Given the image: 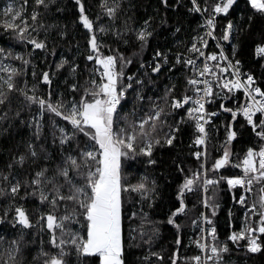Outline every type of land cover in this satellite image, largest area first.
Segmentation results:
<instances>
[{"label": "trees", "instance_id": "1", "mask_svg": "<svg viewBox=\"0 0 264 264\" xmlns=\"http://www.w3.org/2000/svg\"><path fill=\"white\" fill-rule=\"evenodd\" d=\"M5 1L0 0V9ZM21 2L24 9L14 27L0 11V45L9 66L0 73V264H101L100 255L84 249L102 153L93 152L98 143L90 128H76L64 115L96 98L99 58L113 62L121 88L156 51L169 54L172 65L142 74V83L128 90L114 117L122 151V264H197L205 210L216 224L209 240L216 255L210 264H264V234L257 253L247 250L245 239L240 247L228 239L232 229L258 220L245 212L251 198L245 206L233 204L243 187L232 195L227 178L251 180L249 195L254 192L260 206L262 168L244 169L243 161L250 149L264 145L242 113L245 91L225 85L233 74L230 66L226 61L212 66L209 108L219 114L208 127L212 183L206 196L204 165L195 157L197 119L188 106L171 107L173 97L194 93L195 69L176 65L174 57L203 47L205 29L196 5L216 21V35L229 58L239 62L236 68L264 92V0ZM215 44L212 39L211 50ZM4 73L9 85L1 83ZM145 117L141 128L139 120ZM258 120L264 131L262 115ZM226 146L231 160L219 169Z\"/></svg>", "mask_w": 264, "mask_h": 264}, {"label": "built area", "instance_id": "2", "mask_svg": "<svg viewBox=\"0 0 264 264\" xmlns=\"http://www.w3.org/2000/svg\"><path fill=\"white\" fill-rule=\"evenodd\" d=\"M201 17L203 20L202 24L205 29V40L203 42V47L196 49L191 54H181L177 53L175 55V62L181 63L187 67H193L195 69L194 75L192 77V86L194 93L186 94L182 96L173 97L172 108L176 109L181 106H189L195 111V117L197 119L198 125L197 129L199 135L194 139L195 145L198 149L195 152V157L202 159V162L206 164L207 161V132L210 123L213 120V117L219 114L218 111L210 110L209 106L212 102V91H213V63L214 62H227L230 66L232 73L226 76L225 85L228 88L239 86L242 87L247 95V101L245 102L242 112L247 120L248 125L252 130L264 140V131L260 130V124L258 122V115L262 114L264 117V93L261 92V88L257 85H254L253 77H246L241 73L236 66L239 65V62L232 63L229 58L225 55V49L218 39L215 32V23L214 19L207 17L204 13V10L197 6ZM214 39L215 49L211 50L210 41ZM258 56L262 55L261 50L256 51ZM173 59V58H172ZM171 59L170 55L163 53L161 51L154 52L149 59L139 65L134 72L130 73L127 76L125 85L119 90L111 93L109 95V103L112 107L117 108L122 102V98L125 97L128 93V90L133 89L136 84L142 83L144 77L141 74L146 70H151L152 73L157 74L162 70L166 69L170 64ZM104 69L100 71V75L103 76ZM101 150H103L101 148ZM252 154L256 159L257 165L262 168L260 177L264 180V147L259 150H253ZM249 164L244 165V169H248ZM255 169V168H250ZM203 188L206 192L207 188L212 183L211 177L208 175L206 168L203 171ZM227 182L231 188V192L234 195V188L245 187L248 179L245 176H231L228 177ZM262 193V209L261 212L257 211V208L254 204H251L247 207V211H253L254 214H260V220L252 225L248 223L243 227L242 230L236 231L232 230L228 239L235 243L238 247L241 244V241L245 239V247L253 252L257 253L261 250L262 236L264 234V182L261 188ZM247 196V188H244L240 198L237 200V203L244 205L245 199ZM203 250L202 252L195 256L194 260L198 264H209L213 259V256L216 252L214 246L209 244L214 237V232L216 231V225L213 223L211 217H209L206 212L203 217Z\"/></svg>", "mask_w": 264, "mask_h": 264}, {"label": "rangeland", "instance_id": "3", "mask_svg": "<svg viewBox=\"0 0 264 264\" xmlns=\"http://www.w3.org/2000/svg\"><path fill=\"white\" fill-rule=\"evenodd\" d=\"M23 9L24 6L21 0H6L2 3V8L0 9V11L1 14L6 17V21L8 22V24L14 27L17 25L16 20L22 14ZM203 20L204 19H202V22ZM85 21L88 22L89 20L85 18ZM92 48L94 51H96L97 49V40L95 38H93L92 41ZM225 55L229 58L226 51ZM6 57H8L7 52H2V46L0 45V73L1 70L9 69L8 60ZM229 60L232 63L237 62L232 61L230 58ZM99 63L101 66L100 68H103L107 72L104 71L103 76H101V69L98 68V75L96 76V79L97 83H99L100 85V90L97 92L96 98H87L84 104L81 103L74 106L71 109V113H68V115H64V119L71 122L76 128H90L89 134L98 143L97 148L94 147L95 150L93 152L96 153V151H98L102 153L101 177L96 185L95 198L90 210L91 227L89 229L88 237L85 241L84 252L87 254L100 255L101 264H122V208L121 189L119 183V167L122 151L121 145L117 141V137L113 129V124L116 123L114 117L119 107L114 108L109 103V95L119 90L120 88L117 87V75L113 71V62L108 61L107 59L99 58ZM141 64L142 63H140L139 65ZM176 65L181 64L177 63ZM141 74H151V70H146ZM1 78V83H3V85H9L10 79L7 73L1 74ZM0 90H2L1 87ZM261 92L264 93L262 89ZM127 97L128 94L122 98V102ZM191 112L193 113V115H195V111L193 108L191 109ZM158 114L159 112L154 113L155 119L159 117ZM260 115L262 114H259L258 116ZM146 119V117L140 118L139 126L141 128H144L146 126ZM129 134L132 136V140L130 141V143H132L134 140V134L132 131ZM144 146L146 151H148L150 149V142L146 141ZM101 148L103 149L102 151ZM226 149L227 154L225 159H230L231 147L226 146ZM253 150L255 149H250L243 161L245 164L250 165V167L246 165L248 169L257 167L256 159L252 154ZM204 168H206L209 174L207 161L205 167L203 166V169ZM258 179L261 181L260 175L258 176ZM202 190L204 192V195L206 196L207 191L205 192L203 188ZM250 198L251 200H253L250 203H257L254 192L253 196ZM238 199L234 197L233 204H239L236 201ZM206 204V201H204V207H206ZM55 263L60 264L58 261H55L52 264Z\"/></svg>", "mask_w": 264, "mask_h": 264}, {"label": "water", "instance_id": "4", "mask_svg": "<svg viewBox=\"0 0 264 264\" xmlns=\"http://www.w3.org/2000/svg\"><path fill=\"white\" fill-rule=\"evenodd\" d=\"M225 158H226V155L217 162V166L219 169H221V167H223V166H226L228 164V162L230 161L229 158L228 159H225Z\"/></svg>", "mask_w": 264, "mask_h": 264}, {"label": "bare ground", "instance_id": "5", "mask_svg": "<svg viewBox=\"0 0 264 264\" xmlns=\"http://www.w3.org/2000/svg\"><path fill=\"white\" fill-rule=\"evenodd\" d=\"M233 230V229H232ZM203 237V236H202ZM216 244V243H215ZM216 255V254H215ZM213 260H215V259H213Z\"/></svg>", "mask_w": 264, "mask_h": 264}]
</instances>
